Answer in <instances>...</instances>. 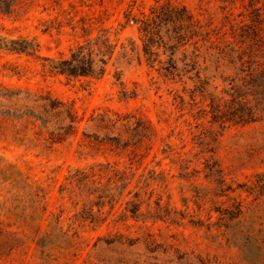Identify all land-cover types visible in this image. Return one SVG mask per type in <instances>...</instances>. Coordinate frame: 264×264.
Returning <instances> with one entry per match:
<instances>
[{
  "label": "rangeland",
  "instance_id": "obj_1",
  "mask_svg": "<svg viewBox=\"0 0 264 264\" xmlns=\"http://www.w3.org/2000/svg\"><path fill=\"white\" fill-rule=\"evenodd\" d=\"M156 1L168 0H19L0 14V264H264V121L227 124L212 140L184 134L183 146L168 80L142 52L139 20ZM169 1L194 20L217 5ZM97 39L110 47H96L92 76L52 71L48 59ZM57 101L78 119L60 139ZM105 111L135 115L141 145L86 138Z\"/></svg>",
  "mask_w": 264,
  "mask_h": 264
},
{
  "label": "trees",
  "instance_id": "obj_2",
  "mask_svg": "<svg viewBox=\"0 0 264 264\" xmlns=\"http://www.w3.org/2000/svg\"><path fill=\"white\" fill-rule=\"evenodd\" d=\"M17 1L0 0V14L12 13ZM212 1L217 3L214 13L202 15V20H194L184 6L169 0L156 1L139 20L145 61L149 67L160 65V73L169 83L174 108L183 118L181 123L185 129L179 133L183 146L184 134L199 141L201 137L212 140L216 129L227 124L264 121V0ZM97 46L110 47L107 39L90 40L78 45L67 60L47 61L56 74L70 78L92 76V59L98 52ZM189 48L191 51L187 53ZM160 55H165L164 62L159 60ZM53 109L57 115L65 116L58 123L56 138L75 132L78 119L73 109L60 101ZM64 120L67 122L65 130L59 127ZM89 122L94 134H84L86 138L96 140V134L102 131L106 134L100 145L124 148L141 145V137L137 139L141 125L135 115L105 111L92 116ZM113 130L115 133L110 135ZM158 139L161 138L154 130V141ZM163 147L171 146L164 143ZM107 168L112 170L113 167L108 165ZM115 171L124 179L128 177L130 182L135 177L126 167ZM141 178L139 175L136 182ZM140 193L141 189L135 194L139 197ZM137 209L138 204H135L131 213ZM49 217L52 220L54 214ZM114 239L129 241L131 245L155 243L149 233L133 239L117 233Z\"/></svg>",
  "mask_w": 264,
  "mask_h": 264
}]
</instances>
